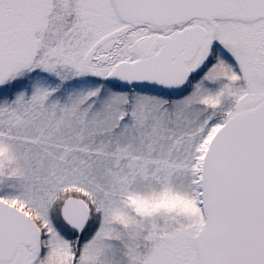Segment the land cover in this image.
Segmentation results:
<instances>
[{"label": "snow or ice", "instance_id": "6c2138e0", "mask_svg": "<svg viewBox=\"0 0 264 264\" xmlns=\"http://www.w3.org/2000/svg\"><path fill=\"white\" fill-rule=\"evenodd\" d=\"M0 264H264V0H0Z\"/></svg>", "mask_w": 264, "mask_h": 264}]
</instances>
